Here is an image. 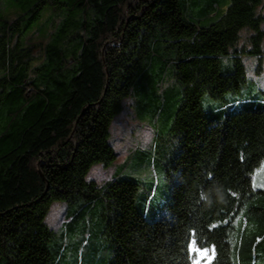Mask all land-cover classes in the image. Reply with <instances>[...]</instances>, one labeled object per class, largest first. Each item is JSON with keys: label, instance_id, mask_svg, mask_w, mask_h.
<instances>
[{"label": "trees", "instance_id": "16d2710c", "mask_svg": "<svg viewBox=\"0 0 264 264\" xmlns=\"http://www.w3.org/2000/svg\"><path fill=\"white\" fill-rule=\"evenodd\" d=\"M263 7L0 0V264H81L85 241L72 238L97 205L107 264H195L199 253L208 264L264 262V188L254 185L264 92L229 100L250 83L244 58H264ZM168 91L180 104L168 121L172 188L148 221L137 180L88 176L117 160L111 126L124 102L156 130ZM210 100L219 107L207 115ZM55 204L67 208L59 231L46 223Z\"/></svg>", "mask_w": 264, "mask_h": 264}, {"label": "rangeland", "instance_id": "374dc122", "mask_svg": "<svg viewBox=\"0 0 264 264\" xmlns=\"http://www.w3.org/2000/svg\"><path fill=\"white\" fill-rule=\"evenodd\" d=\"M37 38L38 35L34 33L28 38V42L34 43ZM244 62L250 83L242 92L230 94V101L242 102L249 100L252 95L260 96L261 92H264V58L246 57ZM167 100L164 116L159 120L156 130H152L148 126H151L149 121L148 125L138 122L136 113L131 106V100H126L122 113L115 118L111 126V144L117 153V160L109 168L103 166L93 168L88 176V180L96 182L98 186L112 181L117 175L120 178L137 180L142 188L139 201L140 211L148 221L154 220L159 215L161 209L168 202L172 188V181L168 178L165 167L168 161L167 151L170 146L168 130L171 124L168 126V121L169 117L173 118L180 104L178 95H174L171 91L167 92ZM214 107H219V102L210 100L204 107L205 113L210 115L211 111H214ZM154 131L159 136L155 146L156 134ZM136 150L140 152L136 154ZM254 185L256 188H264V165L255 173ZM66 210L65 204L52 206L46 220L47 225L51 229L59 231L68 222ZM102 215V207L97 205L78 220L80 231L72 239L78 241L77 239L82 238L85 241L81 264L108 263V243L100 234ZM262 248L260 255L264 258V247ZM208 259L207 253H199L195 264H208ZM63 264L75 263L71 259ZM255 264H264V262L259 261Z\"/></svg>", "mask_w": 264, "mask_h": 264}, {"label": "snow or ice", "instance_id": "6c2138e0", "mask_svg": "<svg viewBox=\"0 0 264 264\" xmlns=\"http://www.w3.org/2000/svg\"><path fill=\"white\" fill-rule=\"evenodd\" d=\"M197 241L193 240L192 241V244L190 245V247L192 248V250L196 251L198 249L195 248V245H196ZM208 250L207 249H203V252H207Z\"/></svg>", "mask_w": 264, "mask_h": 264}]
</instances>
